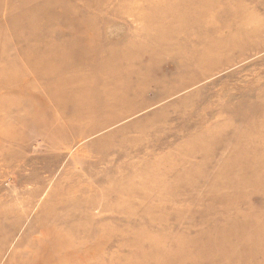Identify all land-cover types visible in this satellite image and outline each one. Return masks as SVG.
Here are the masks:
<instances>
[{
    "label": "rangeland",
    "instance_id": "rangeland-1",
    "mask_svg": "<svg viewBox=\"0 0 264 264\" xmlns=\"http://www.w3.org/2000/svg\"><path fill=\"white\" fill-rule=\"evenodd\" d=\"M169 2L0 0V264H34L30 241L58 227L73 242L45 239L51 257L86 244L92 264H264V0H178L191 37L157 12ZM240 35L241 57L219 49L230 65L193 63L195 42ZM119 196L135 203L122 259Z\"/></svg>",
    "mask_w": 264,
    "mask_h": 264
},
{
    "label": "bare ground",
    "instance_id": "bare-ground-1",
    "mask_svg": "<svg viewBox=\"0 0 264 264\" xmlns=\"http://www.w3.org/2000/svg\"><path fill=\"white\" fill-rule=\"evenodd\" d=\"M172 2H169V5H165L166 8H168V12L167 10L165 9H161V10H158L157 12L166 16L167 18L170 19V25L173 27V29L171 30L172 33H176V27H178L179 31L181 32H184L183 34L188 36V37H191L192 34H191V27H190V20L191 18L193 17L190 10H184V9H179L177 8L176 5H186L187 6V2H178V0H170ZM172 3V5H171ZM164 4V3H163ZM40 16H38V14H36L33 18H38ZM53 16H51L52 18ZM199 17H202V16H196V19H198ZM31 19L30 22L28 23V28H30L31 30H37L39 29V25L37 23V20L38 19ZM70 18V17H69ZM56 19V18H55ZM55 19H51L52 21ZM176 20L179 21V23L175 22ZM170 29V28H169ZM260 31L262 33H264V29L263 28H260ZM213 39L201 44V43H198V42H195L193 44V48L190 47L191 49V53H192V61L193 63L195 64H203V66H206V67H209V66H212L213 62L212 60H215L216 57L218 56L221 61L223 60L225 62V64L227 65H230L228 63L229 60L226 59V57L224 58L223 55V51H219V49H222V50H225L226 52L225 53H230L231 57H235V56H239L241 57L242 54L241 52L244 51L245 48H247L248 46V43L244 42L242 40V36L240 35V38L241 40H236L237 36L233 39V40H230L229 39V36H227L226 38H222V39H218V37H212ZM257 40H260V39H257ZM200 41V40H199ZM255 40H252L249 42L252 44ZM256 45V44H255ZM259 47L257 48V51H261L264 49V46L262 47V45L260 44V41L258 42ZM195 47V48H194ZM229 56V55H228ZM70 60V59H68ZM67 60V61H68ZM44 63H39L37 64L34 68L35 70L38 72L37 73V78H39L40 75H42V69L41 67H44L46 68L47 66L49 65H52L53 63L52 62H46L45 60H43ZM56 63H54L55 65ZM232 64V63H231ZM30 65H33V64H30ZM53 65V67H55ZM68 64H64L62 65L61 68H65ZM64 69H54L52 71H50V73H53L55 75H59L58 77V84L61 82H64V81H68L69 78H70V74L71 73H66L67 75L65 76H61V73L63 72ZM45 72H49L47 70H45ZM111 75V73H110ZM119 77V76H117ZM107 77L104 78V80L102 79L100 82H105V80L107 81ZM28 79H26L25 81H23L24 85L27 83ZM8 83V82H7ZM98 89L94 90L93 92H90L89 94H85L83 96H80L78 99H80V103L81 105L83 104H86V106H89V104H95L94 102L96 101V93H98ZM83 94V93H82ZM78 96V95H77ZM118 98V97H115V99ZM99 101V99H98ZM105 99H102L100 100V102H103L104 103ZM112 97L110 98L109 102L112 103ZM2 125H0V129H2ZM92 132H88V133H84L85 135H90ZM12 138L9 136L7 137V142L6 144L7 145H11V142H12ZM73 143V142H72ZM5 145V144H4ZM65 151L63 150V153ZM62 153V154H63ZM134 193H132V196H133ZM119 200H117V202H115L114 204H110L109 207L111 209H114L115 210V214L116 215H119V218H116L118 219V222L114 225H116L118 228L117 229H110L111 230V235L113 234L112 232H114V234H116L117 232H120L121 235H118L117 236V241H116V244L118 243V248H117V252L115 254V257L117 259H122L124 257H126V255L122 256V257H118V255L121 253L120 251L122 250V248L124 247V241H122L123 237H124V232L123 230H125V226L124 227H121L122 225L120 224L123 220V218L121 217V212L123 213V210L126 209V208H129V207H126L128 205H134L135 203L131 202V203H126L124 205V200H122V198L119 196L118 197ZM137 200H139V197H137ZM97 209L95 210L96 212L99 211V206L98 205H94ZM126 214V213H124ZM131 214V213H130ZM114 216V215H113ZM125 217V216H124ZM92 219L90 220H86L84 222H78V224L82 225V223H86L84 224L83 226L85 225H89L91 224V221ZM75 224V222L73 224H68L67 226L68 227H72L73 225ZM113 224V223H112ZM92 225L94 226H98L99 228L102 227V224H98L97 221H92ZM124 225V223H123ZM97 230V228H95V231ZM30 229L28 230V233H24V235L22 236L21 240L25 241L26 239L29 238V236H31V234L29 233ZM44 231V232H43ZM46 230L44 229H41L39 232H41L37 238H33L31 241H30V246L35 250L34 252V258L33 260H35L34 264H92V259H95L94 255L93 254H89V257L86 256L83 252L85 250V246L86 244H78V247L77 249L75 250L74 247L70 246V247H67L66 249H64L63 251H60L61 253L54 256V257H51V255L47 252V250L45 251L44 250V246H43V241L45 239H48V240H51L52 242L54 241L53 243V246H54V249L56 250H59L61 249L62 247L60 245H66V244H69V242H73V239H70V237L68 238L65 234H64V231L58 227V229H56V231L58 232L57 235H56V231L54 232L56 238H58L57 240L56 239H52L50 237H52V234L51 232H45ZM101 234H104V232H102ZM33 237V235H32ZM22 241L19 242V245L22 244ZM61 242H65L64 244H60ZM100 242H103V240H100ZM21 243V244H20ZM92 243H96V240H94ZM82 246V248H81ZM84 247V248H83ZM32 248L30 249L31 252H32ZM69 249L71 251H69ZM81 254L78 253V251H81ZM1 252V251H0ZM92 253V252H91ZM49 254V255H48ZM1 255V254H0ZM12 253L10 254L9 258L11 257ZM91 256V257H90ZM10 261H12V259L10 258L9 259ZM9 261V262H10ZM57 261V262H56ZM12 264H16L15 262H10Z\"/></svg>",
    "mask_w": 264,
    "mask_h": 264
}]
</instances>
